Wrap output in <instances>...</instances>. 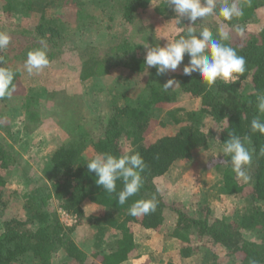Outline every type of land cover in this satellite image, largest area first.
Wrapping results in <instances>:
<instances>
[{"label": "rangeland", "instance_id": "1", "mask_svg": "<svg viewBox=\"0 0 264 264\" xmlns=\"http://www.w3.org/2000/svg\"><path fill=\"white\" fill-rule=\"evenodd\" d=\"M226 1L216 0V5L221 6ZM7 2L9 0H0V32L8 33L11 40L6 49L0 50V67L14 68L18 83L10 98L0 100V149L5 152L0 179L10 192L8 209L0 207V235L4 232V223L12 217L25 220L31 205L41 211L44 208L58 219L60 226L72 230L70 238L84 264H100L101 256L107 253V243L118 235L116 217L89 201L82 205L81 224L66 214L53 194L52 179L59 173L50 167V157L57 148L78 138L82 130L92 140L101 139L114 105L122 106L126 97L137 99L144 92L147 80L183 75V66L189 60L187 55L175 72L162 76L146 64L141 76L123 67L124 63L144 62L145 44L164 46L167 41L174 42L180 33L176 14L168 7L167 0H149L136 6L134 19L128 23L122 13L125 0H88L84 7L88 23L84 27H64L60 49L54 50L49 65L39 73L29 74L25 66L27 53L35 48L49 49L51 43L57 42H47L36 31L42 7L28 14L18 5L7 13ZM259 3L246 25L229 26L215 15L200 18L194 25L186 19L182 25L198 31L204 27L216 33L224 31L232 44L241 43L264 27V0ZM16 4L18 2L13 5ZM59 14L62 13L55 8L47 10L45 21ZM90 70L93 76L84 77ZM192 75L198 76L197 73ZM244 85L248 90L249 81ZM200 104L199 99L180 94L172 106L152 109L149 140L175 135L180 128L175 120L183 121L188 114L198 111ZM203 123L202 131L211 134L209 153L221 157L224 155L218 145L221 125L209 118ZM123 149L129 153L126 144ZM83 156L86 160L95 156L91 146L84 150ZM207 165L208 160L203 159L177 162L164 176L154 180L156 192L167 205H180L193 218L207 217L210 222L227 218L241 223L254 206L253 201L247 196L220 194L225 167L214 169ZM250 166L247 171L251 177ZM165 213L163 227H173L175 215ZM132 230L136 253L122 264H211L215 255L226 257L225 252L216 247L214 254L211 253L205 243L186 245L161 232L143 230L139 226H133ZM244 236L253 238L248 232ZM186 247L191 250L189 257L181 253ZM64 261V253L56 251L53 263Z\"/></svg>", "mask_w": 264, "mask_h": 264}, {"label": "trees", "instance_id": "2", "mask_svg": "<svg viewBox=\"0 0 264 264\" xmlns=\"http://www.w3.org/2000/svg\"><path fill=\"white\" fill-rule=\"evenodd\" d=\"M87 1L9 0L5 9L8 13L19 5L24 12L31 14L38 7H42L41 22L37 25L36 31L47 42H57L51 43L50 48L46 49L50 59L54 50L60 49L59 45L63 39L61 32L62 29L64 31V27L65 29L84 27L88 23L84 9ZM147 1L149 0H125V8L122 11L124 20L131 23L136 6ZM17 2L18 4L13 5ZM226 2L229 4L235 2L243 10L241 17H233L230 21L215 15L229 26L248 24L261 5L259 0H228ZM53 8L62 14L49 19L48 22L45 21L46 11ZM219 8L220 6L216 5L217 13ZM176 19L180 33L174 40L181 36L187 37L190 29L182 25L186 19L181 21ZM194 31L195 34L200 32L196 29ZM212 32L219 39V33ZM222 43L234 48L238 55L244 56L246 60L245 72L237 74L234 81L225 83L217 80L214 85L209 86L199 78V75L191 77L172 75L164 80L151 78L146 81L144 90L146 93L143 92L144 94L142 93L135 100L126 97L122 106L114 105L101 139L92 140L90 135L82 130L78 138L63 144L51 155L49 165L54 172L59 173V176L52 179L53 194L66 214L81 224L84 219L82 205L89 201L107 209L116 217L114 223L118 235L107 243V253L101 256L100 264H122L134 257L136 246L133 226L164 233L168 238L186 245L205 243L211 253L216 248L225 252L226 257L218 258L215 255V260L211 261V264H249L250 260H255L257 264H264V155H261L260 151L264 147V134L251 131V121L254 118L259 116L264 122V114L257 110L258 97L264 95V27L258 33L249 35L241 43L232 44L230 39ZM144 64V62L142 64L131 62L124 63L123 67L141 76L146 70ZM3 67L13 70L15 74L13 85L16 86L18 83L16 70L10 66ZM92 70L88 71L84 77L93 76ZM152 72L154 74L155 71ZM153 74L151 73V76L155 75ZM173 78L179 84L164 91L163 84ZM246 80L250 84V89L247 86L248 90H245V85L243 86ZM180 94L199 99L200 109L188 114L183 121L175 120L177 125H180L175 135L149 140L150 111L157 107L172 106L177 102ZM205 118L217 121L221 125L218 139L220 148H223V142L229 138V131H233L241 137L245 147L252 153L250 166L252 173L248 183H243L237 178L232 170L230 156L224 154L216 158L209 153L211 134L204 133L201 128L204 126ZM245 137H247L246 140ZM125 144L129 147L128 154L140 153L146 167L141 174L143 187L124 205H120L117 194L123 189L122 181H117L116 193L106 192L95 183V173L88 171L87 163L91 159L86 160L83 152L91 146L95 155L103 152L121 156L126 154L123 149ZM4 155L3 149H0V164ZM194 159L208 160V168L225 167L219 187L220 194L247 196L253 201L254 206L241 223L238 224L227 218L213 222H210L207 217L193 218L182 206L167 205L158 195L153 185L154 180L164 176L177 162ZM9 193L5 183L0 179V207H4L5 210L8 209L6 204L10 203ZM153 197L157 203L154 212L140 216L129 214L128 209L135 201ZM29 211L25 220L14 216L4 223V232L0 235V264H28L29 261L33 264H54L53 255L59 250L66 258L62 264H84L82 255L70 238L71 229L60 226L58 219L44 208L41 211L31 205ZM165 212L175 215L176 222L173 227H163ZM27 225L32 228H28ZM245 232L253 234V238H246ZM188 247L181 250L184 257L190 256L191 250Z\"/></svg>", "mask_w": 264, "mask_h": 264}, {"label": "clouds", "instance_id": "3", "mask_svg": "<svg viewBox=\"0 0 264 264\" xmlns=\"http://www.w3.org/2000/svg\"><path fill=\"white\" fill-rule=\"evenodd\" d=\"M168 7H171L179 21L187 19L194 25L198 19L219 15L226 21L233 17L243 15L242 8L235 2L221 4L218 13L216 12V0H167ZM242 31V30H241ZM229 39V34L219 32L217 39L213 32L204 27L199 34H195L190 28L188 36H181L173 41H167L164 46L143 45L146 49L144 63L147 68L154 67L156 74L162 76L168 72H175L184 62L185 56L189 60L184 64L182 74L191 77L197 73L199 78L212 86L217 80L225 83L234 80L237 74L246 70L244 56L238 55L237 51L222 43ZM11 37L6 32H0V50L6 49L10 44ZM50 61L45 48H35L27 53L26 70L29 74L34 71L39 73L49 65ZM14 72L10 68L0 67V99L10 98L15 91L13 85ZM179 84L174 78L163 84L164 91L172 89ZM257 110L264 114V95L258 97ZM251 131L264 134V122L259 116L251 121ZM228 139L223 142V153L230 156L232 170L237 178L248 182L251 177L248 175V167L252 163V153L245 147L239 135L229 131ZM247 137H245V140ZM261 155H264V147L261 148ZM146 167L145 161L140 153L124 154L116 156L111 153H97L87 163L90 173H95V183L101 186L108 193H116L117 181H122L123 189L118 192V203L124 205L128 199L137 194L143 187L142 173ZM155 198L140 199L135 201L128 209L131 216L147 215L156 210ZM249 264H257L250 260Z\"/></svg>", "mask_w": 264, "mask_h": 264}]
</instances>
